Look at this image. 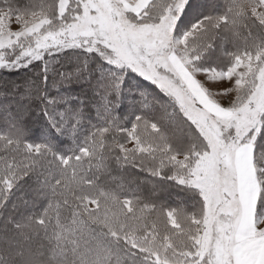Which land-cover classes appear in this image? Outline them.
<instances>
[{
    "label": "snow or ice",
    "instance_id": "obj_1",
    "mask_svg": "<svg viewBox=\"0 0 264 264\" xmlns=\"http://www.w3.org/2000/svg\"><path fill=\"white\" fill-rule=\"evenodd\" d=\"M66 50L53 87L100 103L48 94ZM34 62L14 87L39 135L30 109L0 121V264H264V0H0V69Z\"/></svg>",
    "mask_w": 264,
    "mask_h": 264
},
{
    "label": "trees",
    "instance_id": "obj_2",
    "mask_svg": "<svg viewBox=\"0 0 264 264\" xmlns=\"http://www.w3.org/2000/svg\"><path fill=\"white\" fill-rule=\"evenodd\" d=\"M198 15V11H193L189 16V21L185 22L186 24L191 23ZM84 53L78 50H66L58 53L53 60H59L58 64L50 65L48 72V83L46 85L49 95H57L60 93H66L69 90L73 97H78L83 100L86 104H98L100 103L99 98L94 94V92L84 83H73L72 85H66L62 87H53L55 80V72H59L65 69H70L76 64L80 63V60L84 57ZM41 63L34 62L33 65H29L27 68H14V69H0V91H4L7 94L3 97H0V121L3 120L5 113L10 111L12 113H17L21 109H30L32 114V121L30 122V127L32 129L33 137L39 135L38 129H40L44 121L41 119L40 113V104L37 100H32L30 103L28 100L21 99V93L23 89H15V85L20 84L23 80L31 79L37 86H40L41 79L44 73L41 71ZM109 66L96 63L89 65V72L92 74L93 81L96 80L97 76L103 77L104 73L109 71ZM132 77H135V74H131ZM139 77L131 78L126 76L124 83L122 84V97L123 102L120 104L118 111H123L127 114L131 110V105L136 96V90L138 88L150 89V86L146 81L138 83ZM83 90L86 95H80ZM128 179L137 180L143 182L152 178L147 173H140L138 170H131L129 174H126ZM143 187H150V185H143ZM180 194V189L176 187H169L166 191L158 193L161 199L168 200L169 203H175L176 196Z\"/></svg>",
    "mask_w": 264,
    "mask_h": 264
},
{
    "label": "rangeland",
    "instance_id": "obj_3",
    "mask_svg": "<svg viewBox=\"0 0 264 264\" xmlns=\"http://www.w3.org/2000/svg\"><path fill=\"white\" fill-rule=\"evenodd\" d=\"M188 21H189V19L186 20V22H188ZM185 26H187V24Z\"/></svg>",
    "mask_w": 264,
    "mask_h": 264
}]
</instances>
